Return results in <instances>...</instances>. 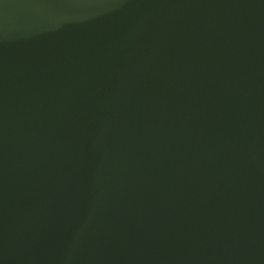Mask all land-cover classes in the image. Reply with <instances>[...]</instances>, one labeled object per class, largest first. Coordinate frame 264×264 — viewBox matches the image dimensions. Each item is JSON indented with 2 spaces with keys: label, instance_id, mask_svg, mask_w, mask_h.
Instances as JSON below:
<instances>
[{
  "label": "water",
  "instance_id": "obj_1",
  "mask_svg": "<svg viewBox=\"0 0 264 264\" xmlns=\"http://www.w3.org/2000/svg\"><path fill=\"white\" fill-rule=\"evenodd\" d=\"M0 264H264V0H0Z\"/></svg>",
  "mask_w": 264,
  "mask_h": 264
}]
</instances>
